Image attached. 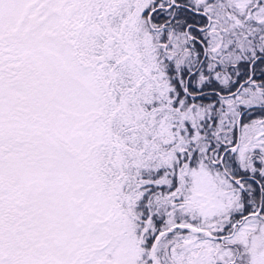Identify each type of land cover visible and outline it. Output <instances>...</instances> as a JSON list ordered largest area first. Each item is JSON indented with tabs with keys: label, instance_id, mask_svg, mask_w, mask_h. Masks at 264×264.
Instances as JSON below:
<instances>
[{
	"label": "snow or ice",
	"instance_id": "obj_1",
	"mask_svg": "<svg viewBox=\"0 0 264 264\" xmlns=\"http://www.w3.org/2000/svg\"><path fill=\"white\" fill-rule=\"evenodd\" d=\"M0 264H264V0H0Z\"/></svg>",
	"mask_w": 264,
	"mask_h": 264
}]
</instances>
